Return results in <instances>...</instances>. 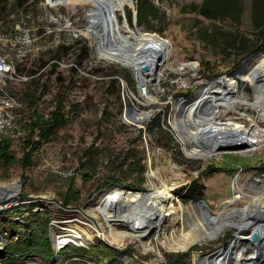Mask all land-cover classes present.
I'll return each instance as SVG.
<instances>
[{"label":"rangeland","instance_id":"374dc122","mask_svg":"<svg viewBox=\"0 0 264 264\" xmlns=\"http://www.w3.org/2000/svg\"><path fill=\"white\" fill-rule=\"evenodd\" d=\"M141 2L148 7L143 25L139 24L138 18ZM205 2L133 0V5L119 13V19L128 22L138 32L157 34L171 43L170 55L160 71L165 70V73L173 75L182 64L196 63L199 68L195 80L199 81V88H204L221 78H237V71L253 57L264 59V0H236L235 10H228L217 20L201 14ZM94 6L93 0L0 2V53L15 56L18 50H25L26 56L20 58L18 70L36 75L30 84L14 86L13 89L17 96L19 93L24 95L26 108L19 118L24 134L21 139L12 140L17 159L24 156L22 143L27 135L22 126V118L26 120L29 114L26 92L39 91L41 99L37 107L46 116L54 111L59 98L77 111L68 125L59 129L53 140L45 143L34 154L33 166L24 171L16 164L6 173L0 169L1 187L10 191L15 185L19 186L16 196L4 199L6 205L4 211L0 212L1 236L7 240L0 254V264H168L170 258L177 254H187L190 264H199L200 255L209 254L220 247L230 248L239 230L226 225L216 239L206 241L196 232L194 246L186 251H173L165 245L173 238L171 228H167L166 237L160 239L154 236L155 232L144 241L123 235L118 236L121 245H111L98 232L108 229V226L97 208V202L99 197L115 193L118 188L103 191H97V188L103 178L111 173L119 170L121 175H127L129 170L127 182L138 184L143 179L142 186L137 187L143 191L120 190L150 192L154 186H168L172 189L177 211L199 200H205L211 210L217 213L226 207L231 211L245 208L250 203L258 205L259 200L253 202L252 197L257 194L250 186H247L249 190L246 191L250 197L229 204L227 201L231 196L234 174L212 172L208 167L211 164L227 168L243 167L248 176L256 174L258 169L254 167L262 163L264 165V143L254 151L245 147L221 151L213 158L197 159L187 154V150L192 149L188 140L180 139L172 128L167 127L169 113L172 112L170 107L160 103L144 107L146 112L152 111L153 114L152 120L144 128L123 123L124 100L120 84L113 81L119 76H114L113 72L129 70L132 76L130 80H125L133 83L136 70L99 55L95 39L88 34L90 27L98 22L89 12ZM27 39L32 43L25 44ZM239 84L240 94L253 100L252 86L241 80ZM184 93L187 97L194 95L187 90ZM105 112L109 114L108 119H104ZM243 112L255 117L258 115L254 108L238 104L236 109L221 107L216 121L246 122ZM177 117L181 119L179 112ZM157 122L160 128L155 124L153 127V123ZM260 125L264 129V122ZM90 148L93 152L85 158L84 154ZM127 156L132 160L118 168ZM169 160L181 169V178L173 179L163 171ZM134 161L145 168L142 174L137 167L130 168ZM136 168L137 171L133 173ZM150 170L160 173L159 178L153 179L154 185L151 184ZM70 181L75 182L74 187L81 190V194L79 199L64 207L62 194L66 192ZM45 209L50 211L49 224L44 231L38 226L35 248H26L24 259L16 254L11 256L7 248L21 239L20 233L24 234V231H18L22 220L28 218L32 211L38 213ZM180 216L174 223L177 229L183 224ZM156 219L152 221L153 228L158 222ZM125 230L119 227V232ZM74 231L83 237V246L71 243L56 253L52 241L55 256L46 257L49 248L44 249L42 245L46 238L50 236L52 240V235L55 237ZM250 232L251 229L240 231V236L247 237ZM241 244L246 246L247 242L242 241ZM98 246L99 249L94 248ZM128 248H133L131 256L125 252ZM110 249L120 252L108 253ZM4 254L5 257L1 259ZM105 255H108L106 260L103 259ZM243 255L241 264H245V259L254 253L247 249ZM230 262L236 264L234 260Z\"/></svg>","mask_w":264,"mask_h":264},{"label":"bare ground","instance_id":"6f19581e","mask_svg":"<svg viewBox=\"0 0 264 264\" xmlns=\"http://www.w3.org/2000/svg\"><path fill=\"white\" fill-rule=\"evenodd\" d=\"M93 3L95 6L89 12L98 19V22L90 27L88 34L95 39L99 55L132 67L136 71L143 63H149L152 66V73H156L155 68L158 62L162 63L160 65L162 67L168 59L172 48L171 43L157 34L138 32L139 30L133 29L128 22L120 21L119 13L133 5L130 0H93ZM237 76V78H221L206 85L203 93L192 99L185 108L186 125H180L178 128L182 138L188 140L192 146L191 150L186 149L189 156L197 159L213 158L219 154L217 146L220 142L229 148L225 150L246 147L254 151L263 145L264 129L261 128L260 123L264 122V59L251 58L237 71ZM240 80L254 89L253 100L240 94ZM238 104L254 108L258 113L257 117L243 112L242 115L246 122L220 123L216 121L221 107L236 109ZM205 105L208 108L203 113ZM163 171L176 180L182 177L181 169L171 160L168 161ZM159 176L160 173L150 170L151 184H153V179ZM1 189L9 190L0 186ZM171 190L168 186L161 188L154 186V189L148 193L114 190L115 193L111 192L99 197L97 208L101 211L108 229L99 231L96 225L95 229L109 244L121 245L118 236L124 235L133 240L144 241L146 237L155 232L154 236L160 239L162 236L166 237L167 228H171L173 238L165 245L173 251H186L193 247L196 232L202 236L204 241L216 239L226 225L235 227L239 231L252 226L264 235V229L252 221L255 215L264 218L263 194L253 198V202L260 201L258 205L250 203L245 208H234L231 211L226 207L222 212L217 213L200 201L186 208L181 207L177 211ZM18 191L19 186L15 185L8 192L13 197L18 194ZM114 204L117 210L114 209ZM125 207L126 211L123 213L122 210ZM2 211L3 206L0 205V212ZM155 213H158V222L153 228L151 224ZM178 215H181L183 223L180 229H177L174 224ZM141 222L142 226L139 225ZM119 227L126 230L123 233L119 232ZM72 239L73 237L68 236L61 240L64 244H69L73 241ZM74 241L80 245L78 239ZM243 250L244 247L241 246L239 237L231 243L228 251L223 250L222 255L225 254V258L221 264H230L231 260L239 264L244 259ZM1 252L3 251L0 247V254ZM257 253L254 251L251 259L246 260V264H254L253 262L257 263L263 259L264 254L258 257Z\"/></svg>","mask_w":264,"mask_h":264},{"label":"built area","instance_id":"2783aa9c","mask_svg":"<svg viewBox=\"0 0 264 264\" xmlns=\"http://www.w3.org/2000/svg\"><path fill=\"white\" fill-rule=\"evenodd\" d=\"M31 43L32 41L30 39L25 41V44ZM25 56V50H18L15 56L0 53V137L2 138L19 140L24 134V131L19 123V118L20 113L25 108V105L20 97L12 90L14 89V86L26 85L36 77V75L20 73L18 71V62L20 61V58ZM182 66L183 68H181ZM181 67H179L178 70H175L173 75L165 73V70H159L154 74L151 73L149 77H146L139 71H135L133 83H129L124 78L118 77L119 84L121 86V94L124 100V109L122 114L123 123L127 125L142 126V128H144V125L148 124L153 117L152 111L146 112L144 107L160 103L172 109V112L169 113L167 120V127L172 128L181 139L182 134L180 133L178 127L180 125H186V112L183 107L187 108L190 101L204 91L203 86L199 88V81L195 80L199 66H197L196 63L190 62L182 64ZM186 90L193 92L194 95L187 97L184 93ZM207 108L208 106L205 105L203 113L207 111ZM178 112L180 113L181 119L177 117ZM148 114L149 116L147 117ZM164 124H166V114L164 115L163 125ZM247 186L252 187L257 196L262 194L264 195V172H256V174L248 176L243 167H238L237 172H235L231 181L232 194L228 198L227 202L229 204H235L250 197V194L246 192L249 190L247 189ZM5 205L2 206L4 207ZM252 221L255 224L258 223L256 225L264 229V218H261L259 215H255ZM249 229H251V232L247 237L240 236V231H237L238 233L236 232V238L233 242L240 237V243L242 241L247 242L246 246L241 244V246L244 247L242 254L247 251V249H250L253 253L254 251H257V256L260 257L261 254H264V235L261 234L259 229H254L252 226L243 230ZM253 232H258L260 238L258 242H253L251 240ZM68 236L73 237L72 240L78 239L80 242V245L74 244L73 242H70L69 244L72 243L76 246L84 245L81 241L82 237L77 235V232L75 231L69 234L58 235L55 236L54 244L56 253H59L69 246V244H64L63 240H61L62 238H66ZM243 239L247 240L244 241ZM224 249L225 247H220L209 254L200 255L198 263L199 260L203 258L202 264H221L225 258V254L222 255ZM250 257L248 258L249 260L251 259ZM130 259L134 261V258L131 257ZM253 263L256 264L255 262Z\"/></svg>","mask_w":264,"mask_h":264},{"label":"trees","instance_id":"16d2710c","mask_svg":"<svg viewBox=\"0 0 264 264\" xmlns=\"http://www.w3.org/2000/svg\"><path fill=\"white\" fill-rule=\"evenodd\" d=\"M3 0H0V2ZM9 1V0H5ZM229 2V3H228ZM236 0H206L204 5L201 9V14L207 17L211 20H217L218 17L223 16L225 12L228 10H235V3ZM148 7L143 2L140 3L138 7V18H139V24L143 25V17L147 11ZM85 55V52L83 56ZM19 71V70H18ZM20 72V71H19ZM21 73V72H20ZM29 74V73H28ZM114 76H119L124 79L131 78V72L127 69H121L113 72ZM114 82H118L119 80L114 79ZM31 83V82H30ZM28 83V84H30ZM27 85V84H26ZM13 91V90H12ZM26 98L29 102V114L24 120L22 118L23 127L27 133L25 140L22 143V152L24 156L21 159H17L15 153L13 152V142L12 139L9 138H0V169L6 173L9 172L11 168H13L16 164H19L21 168L25 171L29 169L31 166L34 165V162L32 161L33 156L36 152H39L45 143L50 142L53 140V138L56 136L57 131L59 129L65 128L71 119L75 117V114L77 113L76 110H74L71 107H68L62 98H59L56 101V108L54 111H52L49 115H44L38 110V103L41 99V95L38 90H30L29 92L25 93ZM20 99L23 101L24 95L22 93H19ZM26 109V108H24ZM105 118H109L108 112H105ZM156 127H159V122L153 123ZM160 128V127H159ZM93 152V149L90 148L87 150V152L84 154L85 158ZM132 160L130 156L125 157V161L122 165L118 166V168L122 167L125 163ZM137 167L139 170V173L144 172V167L140 164H136L134 161L131 164V169ZM136 169H133V173L137 171ZM209 171L212 172H220V173H228L229 175L235 174L237 171V168H227V167H221L216 166L215 164H211L208 167ZM117 171V170H116ZM119 173V174H117ZM122 172H115L114 174L111 173V175H108L103 178L101 181L99 187L97 188V191H103L106 189H128L132 191H143V189L137 188L138 186H142L144 180L142 179L141 182L138 184H129L127 180L130 178L129 170H127V175H121ZM118 175V176H117ZM127 182V183H126ZM75 182L70 181L69 185L67 187V190L63 196V205L64 207H68L72 202L79 199L81 190L75 189ZM48 210V209H47ZM46 209L42 212H31L29 214L28 218H25L22 220V225L20 231H24V234L20 233V238L18 242H16L13 246H8L7 252L13 256L16 254L18 257L24 259L25 258V250L26 248L34 249L35 248V239L38 237V226H40L41 231H44V228H47L49 224L50 219V211H47ZM42 224V225H41ZM45 247L49 248L48 253H46V257L51 256L54 257V249L52 246V240L50 239V236L46 238L45 242L42 243ZM15 248V250L13 249ZM98 248V247H94ZM101 248V246H100ZM28 250V251H29ZM35 251H32L34 253ZM117 252L120 251L117 249H110L108 250V253ZM128 255H131L133 253V248H128V250L125 251ZM13 253V254H12ZM102 253V252H101ZM108 255H105L103 257L104 260H106V257ZM76 257L78 258L77 262H79V255L77 254ZM12 257H10L11 259ZM168 264H190L188 261V255L187 254H177L176 256H173L170 258Z\"/></svg>","mask_w":264,"mask_h":264},{"label":"water","instance_id":"95a60500","mask_svg":"<svg viewBox=\"0 0 264 264\" xmlns=\"http://www.w3.org/2000/svg\"><path fill=\"white\" fill-rule=\"evenodd\" d=\"M132 3H133V0H130ZM158 60L160 61V58H158ZM162 63L161 62H158V65L156 66V68H155V71H158V70H160V68H161V65ZM138 71L141 73V74H143L144 76H146V77H149L150 75H151V73H152V66L149 64V63H143L140 67H139V69H138ZM217 149H218V151H224L225 149H229V148H226V146L223 144V143H218V146H217ZM118 190H120V189H118ZM121 191H124V190H121ZM124 192H128V193H132V191H124ZM142 193H148V192H142ZM10 199L11 198V195H10V193L8 192V191H5L4 189H1L0 190V205H5L6 203L4 202V199ZM200 202H203L205 205H207L206 204V202H205V200H199ZM198 202V201H197ZM148 206V205H147ZM208 206V205H207ZM115 208H117V206H116V204H114V209ZM208 208L211 210V208L208 206ZM115 210H117V209H115ZM126 211V207L125 208H123V210H122V212L124 213ZM154 215V217H153V220L154 219H156L157 217H158V213H155V214H153ZM140 226H142L143 225V223L141 222V224H139ZM259 234H258V232H253L252 233V237H251V240L253 241V242H258L259 241ZM244 241H246L247 239H243ZM52 241H53V243L55 244V237L52 235ZM74 244H77L74 240L72 241ZM0 243L2 244V246H1V248H2V251H4V246H3V244H6L7 243V240L6 239H4L2 236H1V231H0ZM5 257V254H4V256H2L1 257V259H3ZM202 262H203V258H201L200 260H199V264H202ZM256 263V262H255ZM256 264H264V257H263V259H260L259 260V262H257Z\"/></svg>","mask_w":264,"mask_h":264},{"label":"crops","instance_id":"0c3cea01","mask_svg":"<svg viewBox=\"0 0 264 264\" xmlns=\"http://www.w3.org/2000/svg\"><path fill=\"white\" fill-rule=\"evenodd\" d=\"M14 89H15V87H14ZM259 167V168H258ZM263 167H264V165H263V163L261 164V165H259V166H256V167H254V168H257L258 169V172H264V169H263ZM231 194H232V191H231Z\"/></svg>","mask_w":264,"mask_h":264}]
</instances>
